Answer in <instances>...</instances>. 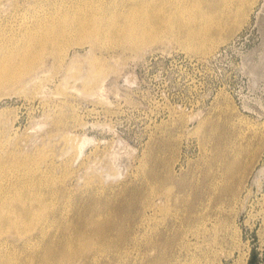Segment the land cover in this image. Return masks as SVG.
I'll return each mask as SVG.
<instances>
[{
	"label": "rangeland",
	"instance_id": "1",
	"mask_svg": "<svg viewBox=\"0 0 264 264\" xmlns=\"http://www.w3.org/2000/svg\"><path fill=\"white\" fill-rule=\"evenodd\" d=\"M136 1L0 0V58L77 6L93 14ZM161 1L143 0L162 8L155 40L71 32L58 58L49 46L0 86V188L36 178L28 191L46 197L45 229L0 231L21 264L46 251L49 264H251L253 254L264 264V0L244 2L225 36L212 27L207 49L187 29L242 1ZM182 6L196 21L176 16Z\"/></svg>",
	"mask_w": 264,
	"mask_h": 264
},
{
	"label": "bare ground",
	"instance_id": "2",
	"mask_svg": "<svg viewBox=\"0 0 264 264\" xmlns=\"http://www.w3.org/2000/svg\"><path fill=\"white\" fill-rule=\"evenodd\" d=\"M150 1L159 4V2L161 0H150ZM240 1H242L240 3V5L238 2V5L233 7V8L227 7V8H225L226 10L223 9L222 11L216 10V9H211L210 12L206 13L205 15L201 14V17H202L201 19L206 18L208 21H211L212 23L209 26L207 24H201V25H197V26L195 25L194 27H190L189 29H187V33H186V31H185V33L187 34V36L189 38L194 37V39H195V37H196L199 40V45L205 46L207 49V47L212 46L214 44V42L216 41L213 37H211V34L209 33V31L211 30L212 27L217 26V28H218V26H222V27L224 26V29L221 31L222 33L220 36H225L228 33V31H231V30L239 27V25L241 24L242 15H243L245 8H246V4L244 2H246L247 0H240ZM146 3H150V2H143V0H141L140 2H137L133 5L131 4L130 6H126L123 9H121L120 7L118 9L115 8V9H110L107 11L96 9L95 11H93V14H88V11H90V10H86L85 7H82V8L81 7L79 8L78 6L76 8L74 7L75 9L72 11V13H70V11L68 10L67 13L58 17L57 19H55V20L53 19L50 22L46 23L41 28L45 31L40 33L38 37L33 38V37L28 36L27 41L25 43L19 45L17 48H14V49L9 50V51H2L3 55L0 58V86L1 87L6 86V85H9L10 83H12L14 81H20V79L26 73L33 70V68L36 66V64L45 55V52L46 51L49 52L48 51L49 46H52V48H51L52 50L53 49L57 50L55 53V57L57 55V58H58L59 54H60L59 50H61V48L67 42V40L69 38V33H71V32L75 33L77 35L75 38L77 41L90 39L91 41L98 42L101 37H108L109 36V37H114L115 38L114 40H116V38H120L121 39V40H119L120 42L123 43V41H124L132 47H138L139 45H141L145 42L155 40L156 37L158 36L157 31L160 29V25H161L160 17L163 14H162V11H160V10H162V8H159L158 6L154 7L155 5H152L151 8H148ZM200 6H201V4H200ZM95 7H97V6H95ZM172 9H173V7H172ZM63 11H65V10H63ZM166 11H168L167 15H174L173 10L170 9V10H166ZM193 11H194V8L190 7V6H182L181 8L178 7V9L176 10V16L177 17H183L182 15L187 13L190 16V18L194 20V19H196L197 12L194 13ZM73 12H76V15L73 16ZM198 12H199V10H198ZM222 13H223L222 16L217 15V14H222ZM89 15H93V17L90 18ZM119 18H121V19H119ZM194 21H196V20H194ZM197 21H199V20H197ZM205 23H207V22L205 21ZM177 32H179V31H177ZM180 36H181V34H180ZM221 40H222V38H221ZM215 46H216V44H215ZM199 131H200V128H199ZM244 159H246V158H244ZM3 165L5 166V164H3ZM258 173H260V172H258ZM258 179H259V177H258ZM157 180H160V178L159 179L157 178ZM25 182L26 183L19 185V187L17 186L13 190L10 189L9 187H1L0 188V231H2L3 228L9 229L12 227L18 228V229L23 228V230H27V229H29L30 225H32L33 223L37 224V226H39L41 231L43 229H45V227L47 226V222L45 221V218H44L45 207H46V201H45L46 197L44 198V196L39 195L38 193H36V194L31 193L32 190L28 191L31 188V187H28L29 184L36 183V182H40V184H42V182H44V181H42V180L36 181V178H35L34 180H28V181L26 180ZM218 182H219V180H218ZM25 186H26V188H24ZM60 186L62 187V185H60ZM23 188L25 189V192L23 191ZM47 190L49 191V187ZM213 190H214V188H213ZM34 191H36V190H34ZM49 192H51V191H49ZM159 193H160V188H159ZM156 194H158V192ZM211 195H212V192H211ZM224 198H226V197H224ZM230 198H232V197L230 196ZM176 200H177V198H176ZM232 200H233V198H232ZM165 202H167L166 199H165ZM158 203H160V200ZM153 204L155 205V203H153ZM161 204L162 203H160L159 205L161 206ZM164 204H162V206ZM156 205H155V211L157 210ZM162 208H164V207H162ZM153 209H152V212H153ZM53 212H55V211H53ZM155 214H156V212H155ZM59 215H60V213H59ZM47 221H48V219H47ZM53 223L55 224V222H53ZM113 225H114V220L112 217H111V219L105 218L103 220H100L99 224H97L98 235L99 236L102 235L104 233V231H106V228L112 227ZM30 228H32V227H30ZM156 228H157V226H156ZM4 231H2V232H4ZM11 231H12V229H11ZM14 232H15V230H14ZM13 233L11 232V234H13ZM69 235H71V233ZM0 238H1V236H0ZM90 238L91 237H82V238L78 239V242H91ZM25 241L30 242V237L26 238ZM6 247H7V242H0V264H21L19 255L16 256L17 254L15 255L14 250L8 249ZM99 248H101V247L99 246ZM151 249H153V248H151ZM16 250H17V248H16ZM121 252H123V251H121ZM104 254H105V252H104ZM58 255H60V254H58V252L56 251L55 256H58ZM144 255H146V254H144ZM51 258H49V252L46 251V253L40 257L39 264H49ZM26 260H27V258H26ZM78 261H80V260H78ZM28 263L29 262L25 261L24 264H28ZM29 264H32V263L30 262ZM117 264H118V261H117Z\"/></svg>",
	"mask_w": 264,
	"mask_h": 264
},
{
	"label": "water",
	"instance_id": "3",
	"mask_svg": "<svg viewBox=\"0 0 264 264\" xmlns=\"http://www.w3.org/2000/svg\"><path fill=\"white\" fill-rule=\"evenodd\" d=\"M255 257H256V255L253 254V257H252V260H251V264H253V262H254V260H255Z\"/></svg>",
	"mask_w": 264,
	"mask_h": 264
}]
</instances>
